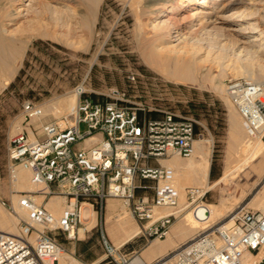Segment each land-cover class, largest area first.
<instances>
[{"label": "built area", "instance_id": "2783aa9c", "mask_svg": "<svg viewBox=\"0 0 264 264\" xmlns=\"http://www.w3.org/2000/svg\"><path fill=\"white\" fill-rule=\"evenodd\" d=\"M225 88L246 130L263 138L264 80L229 77ZM112 92L106 100L83 97L81 92L65 127L46 122L38 135L21 131L11 138L8 156L12 175L21 166L30 170L32 181L42 187L20 194L18 205L26 216L19 222L18 234L0 231V264L57 260L65 250L57 233L76 238L84 223V203L102 209L109 197L123 199L129 206L132 202L131 212L140 223L135 236L148 242L165 237L182 214L174 169L161 160L193 154L195 141L204 137L196 120L173 108H153L160 114L150 116L141 104L127 99L125 92ZM24 114L26 120L40 117L42 109L28 101ZM147 181L153 183L154 195L136 197L139 188L149 187ZM185 191L187 207L196 212L209 189L188 186ZM41 193L44 199L53 194L66 197L67 206L59 217L35 200L34 195ZM153 207H172L173 212L155 214ZM10 211L16 213V206L11 205ZM103 242L105 258L116 262L120 258L130 264L131 258L122 252L124 244L117 247L105 236ZM174 256L175 264H264V212L236 209L226 223L200 231L177 248Z\"/></svg>", "mask_w": 264, "mask_h": 264}, {"label": "rangeland", "instance_id": "374dc122", "mask_svg": "<svg viewBox=\"0 0 264 264\" xmlns=\"http://www.w3.org/2000/svg\"><path fill=\"white\" fill-rule=\"evenodd\" d=\"M63 1L72 5L69 0H27L26 3L21 4L25 11H22L23 16L18 17L16 28L19 31L18 36H21L26 42L25 53L17 72L9 84L0 91V208L4 209V213L15 218L16 213L10 211V206H16L17 201H15L13 194H21L26 191V189L16 191L13 185L8 156L11 138L21 131L29 132L27 127L38 135L41 132L42 125L46 122H57L61 127H65L67 123H61L60 121H64V119H58L53 114H47L37 121H33V118L26 120L24 105L28 101L33 102L38 107L52 104L62 97L68 96V94L72 95L81 84L85 88L82 93L83 97L89 96L94 100H106L110 99L113 94L112 91L119 90L122 93L125 92L126 98L133 103L141 104L150 116L160 114L152 110L153 108H173L194 117L197 130L204 134L205 138L203 137V139L212 142L208 181L211 184L218 181L224 173L226 150L231 141L230 117L235 112L240 122H242L240 115L225 91L218 92L212 88H198L180 84L165 77L146 62L144 53H148L155 43L151 33L147 34L144 31L143 23L149 17L152 3L150 4L148 0H139L140 4H136L138 3L137 0L135 2L130 0H102L97 11L96 23L92 33L89 34L88 30L83 29L77 23L78 13L85 8L83 4L73 3L74 9L77 10L75 11V17L71 20L72 29L54 23L48 4H55L60 9H65ZM15 3L16 0H0V8L13 9V7L18 6ZM257 18L261 17L258 16ZM189 22L190 19L184 20L179 17L175 26L182 28L186 26L185 31L196 39V36L200 35L201 32L198 25L189 27L187 25ZM232 24L233 22H227L220 24V26ZM43 32L47 35L44 36ZM53 35L58 38H53ZM82 37L91 39L88 49H81L77 45L70 46L67 43V38L77 42ZM227 62L231 63L230 61ZM254 62L256 65H254V68L257 69V63H263L264 58L255 59ZM236 64L239 65L238 62ZM228 67L226 66L227 72L231 71ZM229 77L232 76L222 77V83L225 84V80ZM245 135L244 129L242 136ZM181 158L187 160L189 157ZM176 180L175 183L178 185L187 187L202 186L201 184L190 183L188 179ZM147 184L149 187L139 188L136 191V197L145 195L151 198L154 195V188L150 186L153 183L147 181ZM208 189L209 192L206 197L199 203L221 204L222 201H225L228 205L235 206L234 210L241 207L263 210L259 207V204L264 200V175L259 177V174L251 167L240 171L234 179L219 181ZM183 192L185 195V190ZM184 195L180 194L182 214L170 225L168 234L163 238L152 239L149 243L152 241H165L174 224L183 221L184 216L193 209V207H187V198ZM225 197L227 198L225 199ZM234 197H237L238 200L240 198V202L236 205L233 204V200L236 199ZM49 198L50 196L44 200ZM109 198L115 199L117 205L111 211V223H116L117 220L125 216L134 224H140L131 212L132 202L129 206L124 205L123 199ZM165 208L157 207V211H163ZM92 209L96 211V223L85 232V235H83L84 228L80 229V235L77 234L75 239L67 238V235L62 232L57 233V238L65 247V252L84 264H127L123 263L120 258H118V262L115 260L109 261L108 258H105L106 249L103 236L111 244L115 246L118 244L109 233L107 209L105 207L101 209L99 206L92 207L90 204L84 203L82 213L84 212L85 218L90 216ZM120 213L124 214L120 215ZM60 214L61 212L57 215ZM229 216L223 219V222L221 221L214 227L209 228V231L227 222ZM84 226L86 224L83 223L81 227ZM202 230L201 226H198L194 231L181 236L168 247L165 253L153 257L154 259L148 264H160L168 260L175 255L177 250L175 248L189 240L195 231L200 232ZM124 248H122V252L133 259L135 256L129 254V251ZM172 262L171 264H175V260H172Z\"/></svg>", "mask_w": 264, "mask_h": 264}, {"label": "bare ground", "instance_id": "6f19581e", "mask_svg": "<svg viewBox=\"0 0 264 264\" xmlns=\"http://www.w3.org/2000/svg\"><path fill=\"white\" fill-rule=\"evenodd\" d=\"M69 1L72 2L73 6L71 3L63 1L64 4H62L65 9H60L55 4H48L54 23L72 29L71 20L75 17V11L77 10L74 9L73 3L83 4L85 8L78 13L77 23L83 29L88 30L89 34L92 33L102 0ZM130 1L135 2L136 0ZM26 2L27 0H16L17 7H13V9L0 8V91L9 84L17 72L25 53L26 42L21 36H18L19 31L16 24L18 17L22 15V11H25L21 4ZM136 2H138L136 4H140L139 0ZM148 2L152 5L150 14H148L149 17H145L146 19L143 22L144 31L147 34L151 33L155 43L149 49L150 51L148 50V53H144V56L146 62L165 77L187 86L212 88L218 92L225 91V93L226 88L225 84L222 83V77L226 75L232 77L246 76V78L256 82L264 80L261 79L264 78V62H258L257 69L254 68L255 59L264 58V0H148ZM258 16L261 18H257ZM179 17L184 20L190 19L189 24L187 23L189 27L198 25L201 34L196 36L195 39L188 34L189 32L185 31L186 26L183 28L176 27L175 24ZM227 22H233V24L220 26V24ZM42 34L47 35L44 32ZM52 37L58 38L56 35ZM90 40V38L82 37L75 42L67 38V43L70 46L77 45L81 49H88ZM237 62L239 65L236 64ZM226 66H229L228 68L231 71L227 72ZM83 91H85V88L81 84L72 95L68 94V96L62 97L52 104L42 105L40 107L42 115L33 118V121L41 120L47 114H53L58 119H64V121H60L61 123L70 122L72 120L70 115L79 100L80 93ZM233 113L230 117L231 141L226 150V166L221 178L213 184L208 181L212 142L211 140H204L202 137L195 141L193 154L187 160H182L177 155L161 160L164 165L174 169L175 180L188 179L190 183L201 184L206 188H210L219 181L234 179L240 171H244L247 167L253 168L259 174V177L264 174L263 138L260 134L251 135L246 130L242 118L240 117L242 121L240 122L236 113ZM27 129L33 136V130L29 127ZM244 129L246 135L242 136ZM85 143L89 144L90 139H86ZM12 176L16 191L25 189L26 191H36L42 187L41 184L32 181L31 171L21 166L17 167ZM176 185L183 196V191L187 186L178 185L177 183ZM184 196L186 197V193ZM13 197L15 201L17 200L15 218L9 217L4 213V209L0 208V231L18 234L19 222L21 218L26 216V212L18 205L20 193L13 194ZM34 198L38 203H43L53 214L55 213L56 217H59L61 214H57L62 213L67 206L66 197L60 194H53L48 200H44L42 193L34 195ZM234 198L236 199L233 200V204L236 205L240 202V198L239 200L237 197ZM124 205H127V203L125 202ZM201 205L206 207L208 211L206 217L197 216L194 209L190 210L184 216L183 221L174 224L172 232L165 241H152L141 256H135L130 260V264H146L153 257L165 253L168 247L173 244V234L184 236L194 231L198 226H201L203 230L214 227L235 211V206H230L225 201H222L221 204L203 203ZM259 207L264 212V200L260 202ZM153 211L154 213L157 212L155 214L162 212V214H170L173 212V208L166 207L163 211H157V207H153ZM81 215L83 218V213ZM95 223L96 211L93 210L92 219L84 223L86 226L81 228L89 230ZM107 223L111 235L121 234L120 240H115L118 244L117 247L140 231L139 225L134 224L125 216L117 220L116 223H111L110 218H108ZM198 233V231H195L190 239ZM183 244L177 248L182 247ZM65 251L61 250L57 260L48 262V264H84ZM172 260H175V256L160 264H171L173 263Z\"/></svg>", "mask_w": 264, "mask_h": 264}, {"label": "crops", "instance_id": "0c3cea01", "mask_svg": "<svg viewBox=\"0 0 264 264\" xmlns=\"http://www.w3.org/2000/svg\"><path fill=\"white\" fill-rule=\"evenodd\" d=\"M86 142V141H85ZM264 175V174H263ZM110 200V201H109ZM106 209H107V213H108V215H107V220H108V218H112V216H111V211H113L116 207H117V205H116V203H115V199H113V198H108L107 200H106V202H105V206H104ZM88 209V208H87ZM85 210V209H84ZM121 214H123V213H120V215ZM92 217H93V210H91V214H90V216L88 217V218H85L84 217V212H83V218H82V220L84 221V223H87V222H89L91 219H92ZM140 227V226H139ZM173 228V227H172ZM85 229V228H84ZM88 230V229H87ZM87 230H85L84 231V234L83 235H85V232L87 231ZM171 232H172V230H171ZM79 235H80V233H78ZM137 234V233H136ZM135 234V235H136ZM135 235H133L132 237H130L129 239H127L125 242H123L122 244H124L123 245V247H125L124 249L125 250H128L129 252V254H131V255H134V256H141L146 250H147V247L150 245V243L147 241V239L146 238H144V237H142V236H140V235H137V236H135ZM84 237V236H83ZM112 237H113V239H114V241L115 240H120V238H121V234L119 233V234H112ZM178 238H181V236H178V235H176V234H173V236H172V242H176L177 241V239ZM121 244V245H122ZM120 245V246H121ZM122 247V248H123ZM138 253V254H137ZM133 256V257H134ZM159 256H161V255H159ZM156 257H158V256H156ZM155 258V257H154ZM154 258H152L149 262H147L146 264H148V263H151V261L154 259Z\"/></svg>", "mask_w": 264, "mask_h": 264}, {"label": "water", "instance_id": "95a60500", "mask_svg": "<svg viewBox=\"0 0 264 264\" xmlns=\"http://www.w3.org/2000/svg\"><path fill=\"white\" fill-rule=\"evenodd\" d=\"M195 214H196L197 216L206 217L207 214H208V211H207L206 207H204V206H200V207L196 210Z\"/></svg>", "mask_w": 264, "mask_h": 264}]
</instances>
